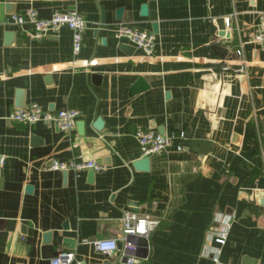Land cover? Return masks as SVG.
I'll list each match as a JSON object with an SVG mask.
<instances>
[{
    "label": "crops",
    "instance_id": "obj_1",
    "mask_svg": "<svg viewBox=\"0 0 264 264\" xmlns=\"http://www.w3.org/2000/svg\"><path fill=\"white\" fill-rule=\"evenodd\" d=\"M27 8L84 19L74 60L67 28L35 39L31 24L10 21ZM262 11L264 0H0V264H50L59 252L70 264H126L90 243L122 248L126 210L160 221L137 264H264V53L253 43ZM118 25L153 33V54L117 39ZM139 78L148 89L129 95ZM29 104L77 111L73 129L6 121ZM139 129L210 147L174 141L142 172L132 165ZM70 159L104 170H50ZM218 232L226 243L214 263L203 252Z\"/></svg>",
    "mask_w": 264,
    "mask_h": 264
},
{
    "label": "built area",
    "instance_id": "obj_2",
    "mask_svg": "<svg viewBox=\"0 0 264 264\" xmlns=\"http://www.w3.org/2000/svg\"><path fill=\"white\" fill-rule=\"evenodd\" d=\"M10 21L16 25L29 23L32 25V31L28 34L31 38L39 39L47 34L54 33L62 27L70 31V56L72 60L79 54L81 47V36L85 29V21L77 15L74 10L55 11L48 19H40L37 17L36 11L32 8H27L22 14H12ZM231 18L225 20V26L230 27ZM115 37L119 40H125L135 49L140 50L145 56H151L155 49L156 37L151 32L138 31L128 25H118L115 30ZM255 43L264 53V11L259 15L258 24L253 37ZM237 55H241V51H236ZM224 71L230 70V66L225 65L222 68ZM78 113L75 110L61 109L54 113L42 110L36 104H29L20 109L10 111L5 117L6 121L21 123L24 125H32L40 123L45 127L54 128L69 134L74 127L75 118ZM135 137L139 144L141 158L150 157L158 152L171 147L174 141H177V150L183 149V141L187 139L185 132L159 134L152 131L137 130ZM50 170L66 171L70 170L76 173L80 170H91L101 172L104 167L93 161H75L70 159L67 162L51 161ZM122 230L120 241L123 244L122 248L118 247L116 239L96 240L90 242L95 250L101 254L117 253L119 259H125L126 264H137L141 258L134 255H128V252H133L136 245L133 241L138 238L148 240L149 235L159 226L160 221L151 216H142L132 210L123 212ZM217 231V230H215ZM148 242V241H147ZM226 238L224 233L218 232V237L215 239V244L218 245L213 251L204 250L203 255L210 257L214 263L218 262L220 247L225 245ZM107 246V247H106ZM73 256L68 252H59L50 260V264H70ZM146 259V258H145Z\"/></svg>",
    "mask_w": 264,
    "mask_h": 264
},
{
    "label": "water",
    "instance_id": "obj_3",
    "mask_svg": "<svg viewBox=\"0 0 264 264\" xmlns=\"http://www.w3.org/2000/svg\"><path fill=\"white\" fill-rule=\"evenodd\" d=\"M121 10L118 11V16L120 15ZM142 13L143 15H146V6H143L142 8ZM155 27V26H154ZM219 29H220V33L219 36H225V20H222L219 23ZM93 78H95L96 80H99L98 76H93ZM148 85L147 83L144 81L143 78H139L130 88L129 90V95H135L137 93L143 92L145 90L148 89ZM101 127V121L97 120L96 122V129H100ZM183 144L185 146H188L189 148H191L193 151L195 152H206V150L210 147V143L204 140H192V139H186L184 140ZM133 167L136 170L142 171V172H148L150 170V159L149 157H145V158H140L136 161L133 162ZM92 176V171L90 170L88 173V178L91 179ZM49 234L45 235V238H48ZM65 244H67L68 248H72L73 246V241L70 239H65L64 240ZM134 256L138 257V258H142L145 259L148 256V242L146 239L144 238H138L137 239V247H135V250L133 252ZM244 262L246 264H256L255 261H251L248 259H244Z\"/></svg>",
    "mask_w": 264,
    "mask_h": 264
},
{
    "label": "clouds",
    "instance_id": "obj_4",
    "mask_svg": "<svg viewBox=\"0 0 264 264\" xmlns=\"http://www.w3.org/2000/svg\"><path fill=\"white\" fill-rule=\"evenodd\" d=\"M107 247V246H106Z\"/></svg>",
    "mask_w": 264,
    "mask_h": 264
}]
</instances>
